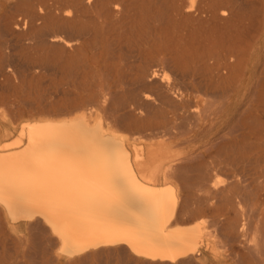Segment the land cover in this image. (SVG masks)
<instances>
[{
	"label": "bare ground",
	"instance_id": "6f19581e",
	"mask_svg": "<svg viewBox=\"0 0 264 264\" xmlns=\"http://www.w3.org/2000/svg\"><path fill=\"white\" fill-rule=\"evenodd\" d=\"M202 2L0 0V118L34 116L9 137L0 120V211L15 231L52 234L32 235L44 257L115 264L102 258L119 253L124 261L132 254L152 264H202L192 257L200 245L218 258L215 245L226 248L247 224L242 199L264 209L256 185H241L264 186V83L250 99L247 81L235 83V59L223 61L224 72L190 66L171 42L223 39L235 58L237 40L250 35L230 39V21L244 31L242 15L259 10L253 0ZM172 17L197 34H171ZM31 85L39 86L36 96L22 98ZM205 87L212 99L198 102L195 92ZM207 211L235 214L223 222L226 233L214 215L212 224L199 216L183 222ZM28 240L19 234L14 260Z\"/></svg>",
	"mask_w": 264,
	"mask_h": 264
},
{
	"label": "rangeland",
	"instance_id": "374dc122",
	"mask_svg": "<svg viewBox=\"0 0 264 264\" xmlns=\"http://www.w3.org/2000/svg\"><path fill=\"white\" fill-rule=\"evenodd\" d=\"M252 4H253V7H254V9H256V12H257V10H259V15H258V13L256 14L255 13V18L252 16H250V15H242V18H243V21L245 22V21H249V20H251L252 18H254L255 19V21H257L256 20V16H257V19H258V17H261L262 15H261V13L263 12V1L262 0H253V2H252ZM252 7V8H253ZM202 8H206V7H202ZM201 8V9H202ZM249 9V8H248ZM191 11L192 12H194V11H196V8L195 9H191ZM171 20H172V23H171V25L173 26L172 27V31H171V34H188V35H191V34H197V32L195 31V32H192V31H185V29H183L182 31H181V29H180V27L178 26V24H177V18H171ZM170 20V21H171ZM254 21V20H253ZM180 32V33H179ZM203 34V33H202ZM205 34H207V33H205ZM210 34H213V33H210ZM215 34H217V33H215ZM249 35H250V37L246 40V39H238L237 40V49H236V57L234 58V55H235V52L233 53V54H229L228 53V51H227V47H225V45H227V40H223V39H214V41H213V39H195V38H189V39H186V38H184V39H179V40H175V39H171V42L173 43V44H176V45H178L177 46V49H178V47H179V49L178 50H180V51H182V52H184V56H187V60L184 58V56H182L183 57V62H188V64L190 65V66H196V65H201V63H203L204 62V64H207V66H209V65H211V66H209V67H217L218 69H220L219 71H222V72H224L226 69H225V65H224V63H223V61H229L230 59H233V61H235L236 60V62H237V77H236V81H235V83H238L239 81H241V82H245V81H247V88H246V90H245V95L248 97V98H254L253 97V89L256 91L257 89L256 88H258V90H260V84H262V83H264V35L263 36H261L260 35V33H259V31H255L254 33H252L251 31L249 32ZM257 40L259 41V45H258V49L256 50L257 51V59H256V61H255V57H256V55H254L252 52H251V49H252V44L254 45L255 44V42H257ZM219 41V42H218ZM211 42V43H210ZM202 43V44H201ZM247 43V44H246ZM187 44V45H186ZM198 45V46H197ZM245 45V46H244ZM251 45V46H250ZM241 46H243L244 47V49H241ZM217 50L221 53V54H214V52H217ZM201 52L202 53V55H198V54H196L197 52ZM213 52V53H212ZM216 55L215 56V58L213 59V57H211V56H214V55ZM237 54H239V55H237ZM196 55H197V57H199V60L200 61H196L195 59L197 58L196 57ZM220 55V56H219ZM204 56V57H203ZM218 56V57H217ZM231 56H232V58H231ZM229 57H230V59H229ZM207 60H206V59ZM204 59H205V61H204ZM209 59V60H208ZM235 59V60H234ZM209 61V62H208ZM195 62V63H194ZM249 62H255V65H253V69L252 70H248V67H247V64L249 63ZM222 66V67H221ZM223 68V69H222ZM225 69V70H224ZM224 70V71H223ZM192 76H190L189 77V81L190 82H192V83H194L195 81H196V79L194 80L193 78H191ZM192 79H193V81H192ZM195 84V83H194ZM249 84V85H248ZM258 84V85H257ZM253 85V86H252ZM32 86V87H31ZM30 86V90L32 89V91L29 93L30 95H27V97H26V94H24V93H22V98H34V96H36L35 94H33V93H37V91L39 90V86H34V85H31ZM34 87H35V90H34ZM198 86H196V89H198L197 88ZM248 88H249V90H248ZM203 92H202V91ZM200 90V93L198 92L197 93V91L195 92L196 94H197V97H198V102H200L201 100L200 99H204V100H207V99H212V93H209V92H211V91H209V88L208 87H205L204 89H201ZM207 90V91H206ZM198 91H199V89H198ZM33 92V93H32ZM201 92H202V94H201ZM209 94L208 95V97L205 95V94ZM251 93H252V95H251ZM25 95V96H24ZM251 96V97H250ZM207 97V98H206ZM245 98V96L243 97V99ZM254 99H256V98H254ZM247 104V103H246ZM245 104V102H244V104H242V102H240L239 103V105H241L239 108L241 109L243 106H245L246 105ZM0 105H5V102L4 101H2V102H0ZM20 105L21 106H25V104H23L22 102H20ZM190 111H188L190 114H191V107H190V109H189ZM250 111H252L251 110V108H250ZM249 114V110H247L246 111V115H248ZM9 115V116H8ZM7 116V117H6ZM5 117V120L4 119H1L0 118V120H3V125H6V126H8L9 128H11V130H12V133H10L7 137H9V136H11L12 134H15L16 133V129H17V127H18V125H19V123H20V121H22V120H25L26 118H33L32 116H29V115H27L26 113H24V112H22V113H19V114H17V116L16 115H10V114H7ZM13 116V117H12ZM15 116V117H14ZM28 116V117H27ZM9 117V118H8ZM15 118V119H14ZM8 119V120H7ZM13 120V121H12ZM20 120V121H19ZM13 125H15V126H13ZM214 131H217V129H215V128H212V129H210V133H209V136L211 135H213V132ZM240 131V129H237L234 133L236 134V133H238ZM250 131L252 132V127L250 128ZM3 137L4 136H1L0 135V140L1 139H3ZM233 139V138H232ZM235 139V138H234ZM233 139V140H234ZM236 139H238V137H236ZM231 141H229L228 143H230ZM227 143V144H228ZM218 174H221L222 176H225V174L223 173V172H220L219 170H217L216 171ZM227 183V182H226ZM229 183V182H228ZM241 185L243 186V187H245V189H247L248 188V190H250V188H253V186H255L254 187V189H257L258 191H259V195H258V202L259 203H257L259 206H261V204L264 202V186H258L257 187V185H258V183L257 184H255V183H246V182H241ZM247 185H249V186H247ZM250 185H251V187H250ZM259 187H260V189H259ZM235 194V193H234ZM230 195L231 197H235V199H240L239 197L240 196H238L237 195V197L235 196V195ZM241 198H246V197H242L241 196ZM243 200V205L245 206V208L244 209H251L250 208V206L252 205V202L250 201L249 202V200L248 199H242ZM244 200H246V201H244ZM248 205V206H247ZM250 205V206H249ZM246 210L244 211V213H243V219L244 218H246V216H245V213H246ZM212 215H214V213L213 212H211V211H207L206 213H200L199 215L198 214H194V215H192V216H188L187 218H184V220H183V222L185 221V220H187V221H190V220H193V218L195 219L196 217H203V218H205V219H207L206 221L209 223V224H212V219L214 218V216H212ZM210 216H211V218H210ZM225 216H220V215H218L217 216V221L218 222H220L219 220H218V218L219 219H223ZM215 220V219H214ZM3 221V222H2ZM206 221H205V226H208L207 228H211L212 227V225H210V227H209V225L206 223ZM243 221H245V220H243ZM8 224H10L9 222L7 223V220H5L4 219V217L2 216V211H0V255H1V257H0V264H11V262L12 261H14V263L15 264H18L17 262H21V263H19V264H22V261H24L25 263H30V264H32V262H30V261H33V262H37L38 260H40L41 262L42 261H44L43 259L45 258V261L44 262H46L47 264L48 263H50V264H53L54 263V261H55V257H48V256H45L44 257V255H42L41 253H40V251L42 250V248L40 247H36V246H34V245H32V243H33V241H32V235L33 236H35V235H39V234H41L40 236H42V237H49V238H51L52 237V234L48 231V232H43L41 229L39 230V232L37 231H35L33 234L32 233H29V232H26V229L24 228L22 231H20V226L18 227L19 229H17V231H15V230H13L12 228H11V224H10V226H8ZM207 224V225H206ZM2 225V226H1ZM25 233L26 235H27V238H29V240H28V243H26V245L23 247V255H19L15 260H14V258H13V256L15 255L14 254V245L17 243V238H18V236H19V234H21V233ZM32 232V231H31ZM42 232V233H41ZM43 234V235H42ZM7 238V239H6ZM2 240V241H1ZM8 241V242H7ZM10 241V242H9ZM12 242V243H11ZM2 243V244H1ZM10 244H11V246H10ZM218 245L215 247V249L217 250V252L219 253L218 254V257H220L221 256V251L222 252H225V250L227 249V246H226V248L224 247L225 246V244L224 243H221L220 241L217 243ZM29 246H30V248H29ZM36 247V248H35ZM55 245L53 246V247H49L48 249H49V251L51 250V251H55ZM221 247V248H220ZM2 248H4V249H2ZM13 248V249H12ZM54 248V249H53ZM218 248V249H217ZM11 251H10V250ZM34 249V250H33ZM37 249V250H36ZM38 249H40L39 251H38ZM198 249H199V254H192L193 256L192 257H194V259H196L197 261H199V256L201 255V253L203 252V251H205L207 254H210L208 251H206L205 250V248H203V246L202 245H200L199 247H198ZM36 250V251H35ZM38 251V253H36ZM32 252V253H31ZM35 252V253H34ZM3 253H6V254H4L3 255ZM13 253V254H12ZM34 253V254H33ZM25 254V255H24ZM26 254L28 255V254H30V255H28V257L29 256H32V257H30V258H28L27 256H26ZM36 254V255H35ZM34 255V256H33ZM118 255V256H117ZM120 254L119 253H115V254H113L112 256H107V257H103L102 259H105L106 261H108V262H114L115 264H120V262H122V263H124V260H123V258L121 257V256H119ZM39 256V257H38ZM42 256V257H41ZM118 257V258H117ZM138 257H141V256H138V255H132V254H130L129 255V258H131V259H134L135 261H138V259H136V258H138ZM212 257V256H211ZM39 258V259H38ZM52 258H54V259H52ZM31 259V260H30ZM121 259V260H120ZM146 260V262H148L150 259H147V258H145ZM20 260V261H19ZM52 260H54V261H52ZM48 261V262H47ZM142 262L144 261V260H141ZM144 261V262H145ZM150 262H151V264L152 263H154V260H150ZM34 264V263H33ZM91 264H102V263H99V262H95V263H91ZM173 264V263H172Z\"/></svg>",
	"mask_w": 264,
	"mask_h": 264
},
{
	"label": "crops",
	"instance_id": "0c3cea01",
	"mask_svg": "<svg viewBox=\"0 0 264 264\" xmlns=\"http://www.w3.org/2000/svg\"><path fill=\"white\" fill-rule=\"evenodd\" d=\"M203 1H204V2H202L203 4L200 3L199 5L210 6V5L216 4L215 2L217 0H203ZM230 1H232V2H230ZM234 1H236V0H229V3H230L229 5L231 7H235V6L237 7V5L242 6L244 4V2L246 4L247 3L249 4V2H251L252 0H241L242 1L241 3H240V0H237L236 2H234ZM262 1H263V12L261 13L262 16L259 17L258 21H254V23L255 22L256 23L253 24V25H251L252 23L250 25H247L252 20L245 21V22L242 21L246 25L244 31H243L242 27H240V24H239V27H238L236 19L234 21L231 19L232 21H230V27H229V38L230 39L238 38V37H240V38L241 37H247V35L249 34L250 31H252V32L259 31L261 36L264 35V0H262ZM254 25H256V29L255 30H254ZM243 32L245 34H243ZM253 65H255V64H253L252 62H249L247 64L248 70H252L253 69L252 68ZM247 214H248V216H246ZM223 215H225V217L222 220H220L221 226H219V233L222 231L220 236L222 235L223 232L226 233V230H222L223 229V224L227 223V221H229L230 218H232V217L234 218L235 217L234 216L235 214L233 212H227V213H225ZM245 216H246V218H245L246 222L245 223H247V224H245L243 228H241V226L239 225V227L237 229H235V231H238V233H236V235H238V236H237L236 240H234V241L230 240L231 242L229 241L227 243V249L225 250V252L221 251V256L218 257V258H215V257H210L205 251H203L201 253V255L199 256V262L200 263H202V264H264V256H263L264 255V248H263L264 247V209L263 208L262 209H253V210L252 209H248V210H246ZM248 222H249V224H248ZM247 229H249V230H247ZM255 229H257L256 231L258 233L255 232ZM242 230L245 233H243ZM252 232H254L256 234H254ZM239 233H241V234H239ZM258 234H259V237H258ZM240 235L243 236V237H241ZM252 235H254V237ZM255 236H257L259 240L257 239V237H256V239H252V238H255ZM240 238L244 239V240L240 241L241 240ZM248 238H250L251 241L252 240L255 241L254 243H255L256 249H255V246L253 245L254 243H252L250 240H248L250 242V245H249V242H247ZM229 243H230V245H229ZM243 244H244V246H243ZM215 246H217V245H215ZM256 250L258 252H256ZM259 252H260V255H261L262 258L260 257ZM234 254H235V257H234ZM61 257H63L64 260ZM256 257H257V259H256ZM128 258H129V256L126 257V259H125L128 262L124 261V263L120 262V264H151L150 260L148 262H146V261L142 262L141 260H145V258H143V257L136 258V259H138V261H134V259L131 260V258H129V259ZM260 260H262V261L260 262ZM22 263L23 264H29L28 262L25 263L24 261H22ZM33 263L34 264H41V263L42 264H47L46 262H41L40 260H38L37 262H33ZM53 264H88V262L87 261H84V262L80 261L79 262L74 257L67 258V257H64V256H58V257L55 258V261H54Z\"/></svg>",
	"mask_w": 264,
	"mask_h": 264
}]
</instances>
